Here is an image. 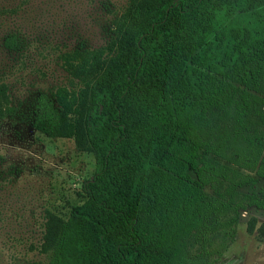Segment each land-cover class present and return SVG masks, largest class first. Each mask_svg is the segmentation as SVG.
<instances>
[{"label": "trees", "instance_id": "16d2710c", "mask_svg": "<svg viewBox=\"0 0 264 264\" xmlns=\"http://www.w3.org/2000/svg\"><path fill=\"white\" fill-rule=\"evenodd\" d=\"M61 60L69 84L30 125L82 137L95 172L48 228V264H216L264 210V0H129L102 48ZM11 104L0 84L1 117Z\"/></svg>", "mask_w": 264, "mask_h": 264}, {"label": "rangeland", "instance_id": "374dc122", "mask_svg": "<svg viewBox=\"0 0 264 264\" xmlns=\"http://www.w3.org/2000/svg\"><path fill=\"white\" fill-rule=\"evenodd\" d=\"M128 1L0 0V84L16 110L12 118L0 116V264H48V228L84 199L94 154L82 137L49 139L35 131L31 116L41 94L68 86L62 55L102 48ZM9 35L18 38L17 51L4 47ZM262 225L264 210L242 212L235 240L216 264H264Z\"/></svg>", "mask_w": 264, "mask_h": 264}]
</instances>
